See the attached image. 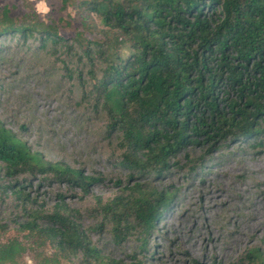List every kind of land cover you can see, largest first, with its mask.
Here are the masks:
<instances>
[{"label":"trees","instance_id":"trees-1","mask_svg":"<svg viewBox=\"0 0 264 264\" xmlns=\"http://www.w3.org/2000/svg\"><path fill=\"white\" fill-rule=\"evenodd\" d=\"M76 2L84 19L97 20L99 39L61 38L54 26L15 23L7 11L0 18V39L17 37L22 46L33 40L40 50L64 55L72 68L86 70L88 80L79 84L82 100L101 115L107 137L116 141L121 152L116 164L137 175L108 201L95 198V211L110 225L115 242L137 234L143 249L176 190H157L142 176L163 175L189 145L213 147L262 132L264 0ZM0 171L8 179L37 175L83 193L101 180L44 160L1 123ZM3 189L26 218L17 229L60 257L80 255V264H145L137 257L123 263L102 256L83 230L80 213L63 196L47 212L22 184ZM3 229L0 225V233ZM19 248L17 241L1 242L0 264H15ZM239 264H264V248L247 250Z\"/></svg>","mask_w":264,"mask_h":264},{"label":"rangeland","instance_id":"rangeland-1","mask_svg":"<svg viewBox=\"0 0 264 264\" xmlns=\"http://www.w3.org/2000/svg\"><path fill=\"white\" fill-rule=\"evenodd\" d=\"M4 11L15 23L54 26L61 38L101 37L95 17L84 19L76 0L65 5L61 0H0V18ZM17 40L0 39V123L44 160L101 180L83 193L37 175L8 179L0 171V243H20L15 264H80L81 259L62 258L17 229L26 218L9 189H3L15 182L47 212L63 196L80 213L89 241L115 261L137 257L145 264H239L247 250L264 248V125L254 138L213 147L209 142L189 145L170 160L163 175L142 176L157 190H176L175 197L143 249L137 234L115 242L110 225L95 211V198L108 201L137 175L116 164L121 157L116 141L107 137L101 115L82 100L79 84L88 80L86 70L72 68L64 55L40 50L33 40L26 46Z\"/></svg>","mask_w":264,"mask_h":264}]
</instances>
